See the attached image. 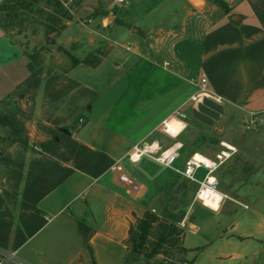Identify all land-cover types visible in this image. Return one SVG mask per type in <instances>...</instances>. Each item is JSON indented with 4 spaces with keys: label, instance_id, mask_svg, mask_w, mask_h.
I'll use <instances>...</instances> for the list:
<instances>
[{
    "label": "rangeland",
    "instance_id": "obj_1",
    "mask_svg": "<svg viewBox=\"0 0 264 264\" xmlns=\"http://www.w3.org/2000/svg\"><path fill=\"white\" fill-rule=\"evenodd\" d=\"M3 1L12 7L0 10L1 249L9 252L18 247L17 257L34 264H77L78 261L81 264H264V110L258 112L262 119L258 127L246 129L248 112L228 104L205 98L192 104L194 109L190 113L191 104L183 108L188 114L182 131L185 144L176 165H181L193 150L212 154L220 140L237 147V152L216 172L217 189L231 198L225 199L217 211L195 201L194 183L170 169L145 156L134 163L126 156L121 158V166L133 177H149V173L157 171L167 174L161 181L159 176L152 179L155 190L149 196L151 202L145 206L155 220L144 243L135 252L131 251L130 230H134L138 218L129 226L125 246L117 245L109 252L100 250L97 258L87 244L82 245L86 238L81 240L77 231L85 235L88 228L81 227L71 217V214L77 217L74 211L83 202L81 194L71 200L81 183L68 189L67 183L62 184L44 199V204L51 200L49 208L42 212L34 209L33 201L65 172L62 163L87 167L99 160L97 155L91 156L74 145L59 130L74 124L85 127L80 119L88 118V114L86 108L79 107L85 100L83 97L91 95L81 90L66 73L74 61L67 49L79 55L86 49L81 42L75 46L69 42L68 48L64 45L68 37L84 39L94 34L93 30L100 24L95 22L101 5L105 7L112 0H58L55 8L45 0H28L26 9L14 7L18 0H0V3ZM179 3V0H124L114 3L113 11L122 20L148 29L180 20V13L168 11L171 5ZM186 3L194 11L192 16L206 20V24L224 13L216 4L211 9L213 3L208 0H186ZM228 3L234 14L249 19L252 12L264 26V0H250L249 4L240 5H235L234 0ZM87 8L93 10L88 12ZM109 10L101 14L106 15ZM189 36L190 31L186 32L183 43L192 46L190 40H185ZM196 59L192 46L185 61L193 67L192 77L198 73L193 66ZM150 76L146 81L130 85L122 79L108 95L100 96L107 104L126 87L121 99L126 106L118 103L113 106L104 123L111 130L100 123L104 140L120 133V129L126 130L137 117L142 116L144 120L157 117L159 107H153L145 118V110L152 103L167 104L161 90L156 93L152 90ZM185 77L183 74L179 86L187 96L196 88ZM103 107L100 104V113ZM144 123L147 128L141 134L152 125L149 120ZM157 134L158 128L150 136ZM203 174L204 170L199 169L195 177L201 179ZM162 233L168 235L160 241Z\"/></svg>",
    "mask_w": 264,
    "mask_h": 264
},
{
    "label": "crops",
    "instance_id": "obj_2",
    "mask_svg": "<svg viewBox=\"0 0 264 264\" xmlns=\"http://www.w3.org/2000/svg\"><path fill=\"white\" fill-rule=\"evenodd\" d=\"M179 1V4L171 5L168 11L170 14L180 13V20L165 26L142 29L135 22L124 21L116 16L113 8L117 1L112 0L105 7L101 5L100 16L95 22L100 24L93 30L94 34H88L84 39L68 37L65 41L64 46L67 48L68 45L71 46L70 43L75 46L81 42L86 49L81 50V55L76 54L73 49H67L74 61L66 73L81 90L91 95L83 97L85 100L79 107L86 108L88 114V118L80 119L85 127L82 129L77 124L70 125L66 127L69 133H62L89 155H97L99 160L89 163L87 167L62 163L61 168L65 172L61 179L50 184L47 190L33 201V207L39 212L45 211L49 208L51 200L45 204L43 201L54 189L65 183L67 189L81 183L78 191L71 195V200L81 194L84 196L83 202L74 211L77 217H73L72 214L71 217L78 225L80 223L81 227L88 228L85 235L83 232L80 233V230L77 232L81 240L86 238V242L81 241L82 245L87 244L96 252L97 258L100 257V250L109 252L117 245L125 246L130 224L143 216L148 209L145 204L151 202L149 196L155 190L152 179L159 176L158 180L161 181L167 176L157 171L149 173V177L148 175L133 177L123 169L120 160L126 156L135 142L158 140L163 144L169 143L170 140H166L159 131L157 135L151 137L152 131L176 108L180 107L184 111V106L191 104L189 113L194 109L192 108L194 104L188 101L193 92L184 96L179 86L183 74L186 76L184 80L195 88L200 83V78L205 77L207 89L220 98L219 102L232 108L248 113L264 110V26L257 21L252 12L249 13V19L237 14L239 19L232 20L234 12L228 3L229 0H224L226 4L228 3L229 11H224L212 21L208 20L207 24L206 20L201 21L192 16L191 13L194 11L186 0ZM249 2L250 0H234L235 5ZM211 7L215 9L217 6L213 3ZM105 9L110 10L106 15H102L101 11L105 12ZM86 10L91 12L93 8ZM188 31L191 36L185 40L191 41L197 55L193 66L197 68L199 74L197 73L195 77L191 75L193 67L185 63L192 49L191 44L183 43ZM91 56L94 59L90 58ZM84 59L88 62H84ZM149 74H151L149 85L155 93L162 91L167 104L164 106L152 103L145 110V118L153 107H159L161 111L156 112L158 115L155 118H146L152 125L143 134L141 133L147 125L144 123L146 120L140 116L131 121L126 130L120 129L121 132L112 135L110 140L107 138L104 140V134H100V123L107 130H111L104 123L111 115L113 106L118 104L126 106L121 102L126 87L123 86L121 93L109 99L107 104L102 102L100 96L108 95L122 79L130 85L131 82L134 84L146 81ZM90 99L92 103L89 104ZM100 104L104 106L101 113ZM141 126L143 128L139 129ZM182 133L178 140L183 147L185 138ZM63 206L64 204L57 210L60 211ZM77 264L81 262L78 261Z\"/></svg>",
    "mask_w": 264,
    "mask_h": 264
},
{
    "label": "built area",
    "instance_id": "obj_3",
    "mask_svg": "<svg viewBox=\"0 0 264 264\" xmlns=\"http://www.w3.org/2000/svg\"><path fill=\"white\" fill-rule=\"evenodd\" d=\"M116 1L123 2L124 0ZM205 84L206 78L201 77L200 83L188 98L190 103L198 104L205 98L214 101L220 100L219 97H216L207 89ZM248 115L250 117L244 124L246 129L256 128L262 122L258 112L250 111ZM185 118V112L180 107L176 108L170 116L163 118L158 124V131L162 136L170 140L169 143L163 144L158 140L135 142L126 153V157L132 163L139 161L143 156L148 157L163 167L170 169L173 173L194 183V200L198 201L205 208L217 211L225 199L231 198L217 189L216 172L226 160L237 152V148L229 142L220 140L217 149L212 154L209 155L200 151H193L182 160L181 165H176V162L181 157L180 150L182 143L178 140V137L185 128ZM173 122L179 125L175 128L172 126ZM153 145H156V147L153 148ZM146 148L148 149L147 151H145ZM197 155L202 159L197 160ZM135 157H138V159ZM199 169L204 170L201 179L195 177ZM217 193L221 196L219 201L216 200ZM212 205H216L215 208ZM16 253V250L6 252L0 249V264H5L6 261H10L12 264H34L17 257Z\"/></svg>",
    "mask_w": 264,
    "mask_h": 264
},
{
    "label": "trees",
    "instance_id": "obj_4",
    "mask_svg": "<svg viewBox=\"0 0 264 264\" xmlns=\"http://www.w3.org/2000/svg\"><path fill=\"white\" fill-rule=\"evenodd\" d=\"M38 0H31V2H36ZM49 5L53 6L55 8V5H58V0H45ZM211 1L213 3H215L216 5H218L221 9H223L225 12L229 11V8L226 4V2L224 0H208ZM30 2L28 0H18L16 1L14 7L16 9H26L28 4ZM10 4L8 2H1L0 3V10L5 11L6 9H8V7H12L9 6ZM258 18V16H257ZM84 62H88L87 59L83 60ZM1 119V116H0ZM196 151V150H193ZM191 151V152H193ZM190 152V153H191ZM189 153V154H190ZM187 156V155H186ZM185 156V157H186ZM61 179V177L58 179V181ZM195 185V184H194ZM185 193V191H183ZM155 220V217L153 214H151L148 211H145L143 216L137 220L136 226L133 228L134 230H130V242H131V251L135 252L138 250V248L144 243L145 239L147 238L146 235L149 231V229L151 228V224L152 222ZM133 231H135V234L133 233ZM134 234V235H133ZM168 234H160L159 235V240L162 241L164 237H166Z\"/></svg>",
    "mask_w": 264,
    "mask_h": 264
},
{
    "label": "water",
    "instance_id": "obj_5",
    "mask_svg": "<svg viewBox=\"0 0 264 264\" xmlns=\"http://www.w3.org/2000/svg\"><path fill=\"white\" fill-rule=\"evenodd\" d=\"M231 18H232V20L239 19V15L234 14V15L231 16ZM59 130H60L61 132H64V133H69V130L66 129V128H60Z\"/></svg>",
    "mask_w": 264,
    "mask_h": 264
},
{
    "label": "clouds",
    "instance_id": "obj_6",
    "mask_svg": "<svg viewBox=\"0 0 264 264\" xmlns=\"http://www.w3.org/2000/svg\"><path fill=\"white\" fill-rule=\"evenodd\" d=\"M152 147L155 148L156 145H153ZM147 150H148V149L146 148L145 151H147ZM197 157H200V156L197 155ZM197 157H196V158H197ZM135 158L138 159V157H135ZM201 159H202V158H201ZM220 199H221V196H220L219 193H217V194H216V200L219 201ZM215 206H216V205H212L213 208H215Z\"/></svg>",
    "mask_w": 264,
    "mask_h": 264
},
{
    "label": "bare ground",
    "instance_id": "obj_7",
    "mask_svg": "<svg viewBox=\"0 0 264 264\" xmlns=\"http://www.w3.org/2000/svg\"><path fill=\"white\" fill-rule=\"evenodd\" d=\"M178 125H179V124H177V123H175V122L172 123V126H174L175 128H176Z\"/></svg>",
    "mask_w": 264,
    "mask_h": 264
},
{
    "label": "snow or ice",
    "instance_id": "obj_8",
    "mask_svg": "<svg viewBox=\"0 0 264 264\" xmlns=\"http://www.w3.org/2000/svg\"><path fill=\"white\" fill-rule=\"evenodd\" d=\"M196 159H197V160H200V159H201V157H197Z\"/></svg>",
    "mask_w": 264,
    "mask_h": 264
}]
</instances>
